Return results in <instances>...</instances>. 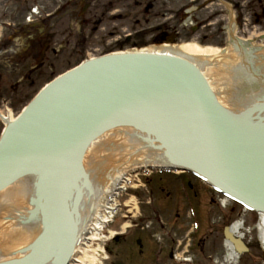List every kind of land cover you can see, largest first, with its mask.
Segmentation results:
<instances>
[{"label": "water", "instance_id": "1", "mask_svg": "<svg viewBox=\"0 0 264 264\" xmlns=\"http://www.w3.org/2000/svg\"><path fill=\"white\" fill-rule=\"evenodd\" d=\"M235 48L233 45L209 55L184 51L181 56L219 72L212 81V92L221 105L240 114L244 123L255 125L251 127L216 101L193 64L172 56L107 55L84 62L44 88L14 122L7 124L0 139V190L25 175L45 177V210L53 228L60 232H50L44 238L46 224H42L39 212L29 210L41 194L31 193L30 179L12 185L0 195V262L20 258L16 252L24 245L38 254L29 264H40L38 259L46 252L44 244L53 235L65 245L70 230L62 213L70 216L76 236L81 235L88 207L94 201L92 184L100 192L98 181H106L108 172L117 166L156 165L160 156L153 149L157 146L165 148L168 163L192 170L228 198L264 213V97L252 90L258 82L263 83L258 89L264 94V80L257 82L245 74L247 57L235 53ZM114 129L128 132L106 133ZM104 133L101 142L92 143ZM91 143L90 187L79 178L78 191H71L67 199L63 194L58 205L59 189L71 176L82 173V158ZM189 146L194 150L188 152ZM75 194H81L77 202ZM74 203H79L77 211H72ZM223 237L237 254L247 252L241 238L234 237L228 227ZM58 248L59 244L46 264L57 263ZM70 255L69 247L60 264H66Z\"/></svg>", "mask_w": 264, "mask_h": 264}, {"label": "rangeland", "instance_id": "2", "mask_svg": "<svg viewBox=\"0 0 264 264\" xmlns=\"http://www.w3.org/2000/svg\"><path fill=\"white\" fill-rule=\"evenodd\" d=\"M113 2L94 0L86 14L79 16L73 6L63 7V0H24L17 5L0 0V110L4 116L10 113L15 118L43 84L85 57L118 51L122 44L123 50L153 46L161 30H175L178 44L195 43L219 50L230 44L227 34L218 29L227 26L226 20L203 21L206 27L196 29L193 15L197 4L208 0H199L189 8L186 4L191 0H159L160 5L148 12L123 1ZM34 6L39 10L35 18H48L52 34L27 47L22 27ZM184 8L192 10L185 18ZM216 9L221 7L213 5L201 13L202 18ZM242 26L244 31L238 27L233 34L236 38L262 45L258 36L264 33V24L256 28L253 22L244 21ZM40 52L43 58L37 68ZM3 128L0 121V133ZM130 184L134 187L119 201L129 206L121 207L114 223L91 244L92 249L102 251L96 257L97 264H228L222 230L239 221L242 227L238 234L249 251L238 256L236 264H264V245L258 238L254 212L235 202H223L220 194L190 174L135 172ZM118 234L120 239L115 242ZM136 240H140V247Z\"/></svg>", "mask_w": 264, "mask_h": 264}, {"label": "bare ground", "instance_id": "3", "mask_svg": "<svg viewBox=\"0 0 264 264\" xmlns=\"http://www.w3.org/2000/svg\"><path fill=\"white\" fill-rule=\"evenodd\" d=\"M226 48H233V45L228 44ZM225 50H220V51H225ZM184 51H186V53L192 52L193 55H197V52H198V55H209L210 52L219 51V49L212 48V47H203L195 43H181L179 45L164 44L161 46H149V47L142 48L140 50H136V52H140V53L166 54L169 56H175V57L186 59L185 57L181 56ZM192 63L196 65L200 69V71H202L203 76L206 79L210 89L213 91L212 81L213 79H216L215 74L219 72L216 70H213V67L206 68L205 65H200L199 62H192ZM147 167H148L147 162L128 163L127 166H120V168L117 166L114 172H108V177L106 181L104 178H101L98 181L99 186H100V192H97L94 185L92 184L90 194H93V197H94L93 204L95 205V207L99 205V202L101 201L102 196L105 193L106 189L112 184V182H114L116 177L126 172H132V171L140 170V169L147 168ZM151 168L153 169L162 168L165 170L169 169V167H167L165 163H161V162H157L156 165L151 166ZM124 180L127 181L128 179H124ZM110 215L112 214L105 213V215L102 216L101 218L102 220L101 221L99 220L101 223H95L94 225H91L92 229L87 228V230L91 231L90 236H88L87 238L83 236L84 231H85V226H86L83 223V232H81V235H77V241H76V244L74 245V253L70 259V264H97L96 257L100 256L102 254V251L101 249H97V248L92 249L91 245L88 246V244L90 242L93 243L95 241L100 240L101 238L100 229L102 228L101 224L104 222H107L108 219L110 218ZM241 227H242V222L240 221L236 222L231 226L230 231L233 234H238ZM256 229L258 230V238L260 242L264 245V214L258 215V224L256 225ZM81 237H82L83 242L85 243V246L83 249L80 247L82 245L79 246V241ZM224 248L226 252L225 261L228 264H236L238 262L239 257L234 252L232 246H230L227 243H224Z\"/></svg>", "mask_w": 264, "mask_h": 264}, {"label": "flooded vegetation", "instance_id": "4", "mask_svg": "<svg viewBox=\"0 0 264 264\" xmlns=\"http://www.w3.org/2000/svg\"><path fill=\"white\" fill-rule=\"evenodd\" d=\"M20 1H24V0H11V2L14 3L15 5L20 4ZM93 1L94 0H72L67 2V4L69 6H74L73 7L74 11L78 10L80 7L86 6V10L83 12L84 15L86 14L85 12H87V9L91 6V2ZM110 1L111 2L114 1L112 4L115 5L119 1L120 2L123 1L129 6L144 7L146 12L153 11L154 8L156 9L158 5H160L159 0H110ZM198 1L199 0H191L190 4L194 2L193 5H196ZM204 3L206 2L197 4V8L193 15L194 17H196L195 22L197 24V28H196L197 30H201L202 28L206 27L207 24L205 25L203 21L210 22L211 20H214V22L216 23L218 21L226 20V23L228 24L230 18L233 19L236 30H238V27H240L244 31V28L242 26V24H244V21L253 22V25H256V28L257 26L260 25L262 26V24H264V0H208L206 4ZM222 3H225L228 6V9L226 7L224 8ZM190 4H186V5L190 6ZM213 5L214 6L217 5L221 7V9L213 10L208 16L202 18L203 14L201 13H204ZM185 15H183V17H185ZM210 25L211 24H209V26ZM50 26H48L47 23L45 22H39L38 27H43V32H40V30L38 29L36 32H34L33 30L27 32L25 31V34H30L27 37L28 44L31 43L34 44L35 41L36 42L40 41L42 38L40 34H48V31L50 30L49 29ZM35 28H37V26H35ZM218 29L220 32L226 33L224 26H220ZM159 33L160 34L157 35L158 37L157 40L160 42L165 41L166 31L161 30Z\"/></svg>", "mask_w": 264, "mask_h": 264}]
</instances>
